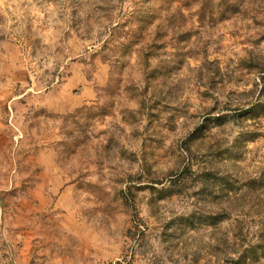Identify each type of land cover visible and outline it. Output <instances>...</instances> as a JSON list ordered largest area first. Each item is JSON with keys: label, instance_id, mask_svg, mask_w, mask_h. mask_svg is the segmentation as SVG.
Returning a JSON list of instances; mask_svg holds the SVG:
<instances>
[{"label": "rangeland", "instance_id": "obj_1", "mask_svg": "<svg viewBox=\"0 0 264 264\" xmlns=\"http://www.w3.org/2000/svg\"><path fill=\"white\" fill-rule=\"evenodd\" d=\"M263 242L264 0H0V264Z\"/></svg>", "mask_w": 264, "mask_h": 264}, {"label": "trees", "instance_id": "obj_2", "mask_svg": "<svg viewBox=\"0 0 264 264\" xmlns=\"http://www.w3.org/2000/svg\"><path fill=\"white\" fill-rule=\"evenodd\" d=\"M113 9L114 8H112L111 9V14H109L108 15V26L110 25V26H112V23H113V20L115 19V15H113ZM86 28V27H85ZM189 217H191V216H189ZM194 218V217H193ZM192 218V219H193ZM200 216H198V218H196V220H197V222H200ZM213 220H217V221H221L220 220V218L218 219V218H215V219H213ZM247 225V223L244 221V220H240V219H236V230H238L237 232H236V234H237V236H239V237H241V238H243V242L245 241V240H248L249 238H250V232H249V230L248 229H246V232H244V228H245V226ZM189 226L190 227H194V223H189ZM238 228V229H237ZM264 243V242H263ZM257 248H261V250H262V252L264 253V247H257L256 245H248V247L246 248L247 250H242L241 251V253H240V255H239V259L241 260V261H245V260H248V258H250V256H252L254 253H255V250L257 249Z\"/></svg>", "mask_w": 264, "mask_h": 264}]
</instances>
